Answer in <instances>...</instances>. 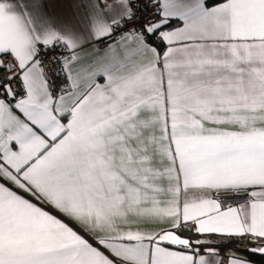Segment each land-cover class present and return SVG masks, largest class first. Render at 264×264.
I'll list each match as a JSON object with an SVG mask.
<instances>
[{"label":"snow or ice","instance_id":"snow-or-ice-1","mask_svg":"<svg viewBox=\"0 0 264 264\" xmlns=\"http://www.w3.org/2000/svg\"><path fill=\"white\" fill-rule=\"evenodd\" d=\"M241 252L264 257V0H0V264Z\"/></svg>","mask_w":264,"mask_h":264},{"label":"trees","instance_id":"trees-1","mask_svg":"<svg viewBox=\"0 0 264 264\" xmlns=\"http://www.w3.org/2000/svg\"><path fill=\"white\" fill-rule=\"evenodd\" d=\"M227 252V251H226ZM224 253V255L226 254ZM240 254L246 255L249 260H251L254 264H264V257H261L259 254H251V253H243L241 252Z\"/></svg>","mask_w":264,"mask_h":264},{"label":"crops","instance_id":"crops-1","mask_svg":"<svg viewBox=\"0 0 264 264\" xmlns=\"http://www.w3.org/2000/svg\"><path fill=\"white\" fill-rule=\"evenodd\" d=\"M229 255V252H226L225 256ZM254 264V263H253Z\"/></svg>","mask_w":264,"mask_h":264}]
</instances>
